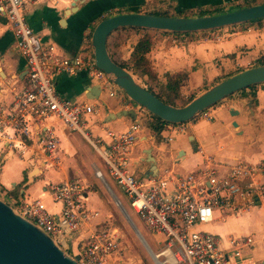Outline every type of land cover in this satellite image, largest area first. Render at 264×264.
<instances>
[{"label": "crops", "instance_id": "1", "mask_svg": "<svg viewBox=\"0 0 264 264\" xmlns=\"http://www.w3.org/2000/svg\"><path fill=\"white\" fill-rule=\"evenodd\" d=\"M73 2L74 0H55V3L38 1L28 3L25 7L28 24L41 37L43 44L55 46L58 53L67 58L93 57L89 40L94 26L101 19L120 13L147 12L143 10L147 0H79L75 7L72 6ZM172 3L174 8L194 12L201 9L223 13L234 9L223 8L229 2L221 4V1L212 0H172ZM140 4V8L136 7ZM213 7L216 9H211ZM257 21L246 28L226 27L194 39L151 32L153 45L145 57L154 74V81L143 77L146 87L143 86L147 88L149 82L157 90L170 82V76L182 77L176 92L170 95L179 106L182 101L200 95L226 78L264 65V19ZM140 36V33L122 29L113 32L107 41L109 53L118 62L127 61ZM26 73L25 61L15 48L12 32L6 19L0 16V106L8 107L14 95L25 87ZM54 84L63 98L72 102H86L95 107V114L85 116V128L94 139H106V129L125 132L133 123L142 119V130L137 134L138 140L129 156V170L138 180L158 176L164 169H170L179 175L215 170L219 176H223L238 162L258 164L264 158V84L250 87L212 106L206 110L210 120L198 115L181 124L182 132L169 131L164 126L158 134L146 127L144 121L149 120L148 114L140 111L115 86L109 87V90L115 91V97H108L107 91L97 97L93 87L95 84L83 72L73 76H59L55 78ZM232 111L238 114L232 116ZM118 114H121L120 117ZM232 122L237 123L236 128L232 126ZM50 123L59 141L53 158L44 157L38 146L32 145L31 141H26V150L24 148L25 151L21 154L11 144L0 139V193L17 204L39 200L47 212L59 214L62 205L53 202L49 189L63 181L64 166L78 163V168H82V164L86 165L96 157L99 158L80 134L68 131L59 122ZM167 136L171 138L169 142L164 141ZM32 139L35 140L34 137ZM146 148L152 149L155 170H151V164L146 161ZM99 171L104 176L102 182L109 188L105 176L111 181L112 179L106 172ZM66 179L70 178L64 180ZM120 192L122 193L121 190ZM116 200L120 202L117 198ZM84 204L92 212L103 207L101 199L94 193L86 195ZM256 211L259 212V218L255 223V230L212 234L222 239L229 236L251 237L252 246L244 248L242 254L246 255L244 258L260 264L264 261V202L240 214L225 216L224 220L203 226L202 229L206 231V228H217L238 219L245 220L249 229V216ZM95 214L89 229L99 232L109 228L93 227V221L98 216L96 212ZM85 238V233L77 236L76 250L72 251L74 255L80 251L78 244L80 241L84 243ZM153 238L160 246L162 238ZM67 248L66 252L73 256L68 251V244Z\"/></svg>", "mask_w": 264, "mask_h": 264}, {"label": "built area", "instance_id": "2", "mask_svg": "<svg viewBox=\"0 0 264 264\" xmlns=\"http://www.w3.org/2000/svg\"><path fill=\"white\" fill-rule=\"evenodd\" d=\"M38 1L55 3V0H0V16L6 19L15 48L27 67L25 87L14 95L8 107L0 106V139L21 154L26 150V141H31L44 157L53 158L59 141L50 122H59L89 142L106 174L129 200L133 213L153 236L162 238L158 254L164 264H257L242 254L244 248L252 246L251 237L222 239L202 227L264 202V158L258 164L238 162L223 176L215 170L179 175L164 169L156 177L138 180L129 170V156L142 130V119L125 132L106 129V139L92 138L85 128V116L95 114V107L63 98L56 91L55 78L83 72L110 98L116 96L115 91L109 90L114 85L95 66L93 57L67 58L55 46L43 44L25 14L26 5ZM137 108L148 114L140 106ZM199 115L210 120L206 111ZM167 128L183 131L181 124H168ZM170 140V136L164 138L165 142ZM95 176L104 181L99 169ZM86 190L75 178L50 186L53 202L62 205L59 214L47 212L39 200L17 204L8 198L0 199L64 251L74 235L85 233L84 245L72 257L77 258L78 264H105L120 252L119 235L116 229L99 232L89 229L96 214L85 207Z\"/></svg>", "mask_w": 264, "mask_h": 264}, {"label": "water", "instance_id": "3", "mask_svg": "<svg viewBox=\"0 0 264 264\" xmlns=\"http://www.w3.org/2000/svg\"><path fill=\"white\" fill-rule=\"evenodd\" d=\"M74 0L72 6L75 7ZM264 19V4L242 7L223 13L197 17L163 16L145 12H128L101 19L93 28L90 44L95 66L109 76L111 83L122 91L130 102L140 106L148 114L168 124H184L217 103L250 87L264 84V65L246 69L206 89L200 95L181 107L172 106L149 92L126 69L116 64L108 54L109 36L123 28H135L173 34L209 32L222 28L246 24ZM97 97L101 94L98 86H93ZM89 89H91L89 87ZM134 114V112H132ZM122 114H126L122 112ZM232 116L238 113L232 111ZM121 114L117 116L120 117ZM234 128L236 122H232ZM152 149L146 148V161L155 170ZM152 177H156L153 175ZM116 204L119 202L116 200ZM134 231L138 230L125 209L119 207ZM141 238V237H140ZM0 264H78L66 251L57 247L50 237L29 221L22 218L11 206L0 199ZM260 264H264L262 261Z\"/></svg>", "mask_w": 264, "mask_h": 264}, {"label": "rangeland", "instance_id": "4", "mask_svg": "<svg viewBox=\"0 0 264 264\" xmlns=\"http://www.w3.org/2000/svg\"><path fill=\"white\" fill-rule=\"evenodd\" d=\"M208 1V0H205ZM214 2L221 1V4H225L226 2H229V4H225L223 8L225 10L234 8L233 10H236L240 7H246L248 4L256 2L261 3L264 2V0H212ZM236 1H238L237 5H235ZM233 2V3H230ZM144 3V2H143ZM142 3V4H143ZM142 4L136 6L141 7ZM174 4L172 3V0H147V2L143 5V10H146L145 13H167L169 14H175L174 11ZM211 9H216V7H213ZM202 12H205L206 10H201ZM190 12L187 11L185 13L186 15H191ZM195 14V13H194ZM194 38V37H192ZM190 39V38H189ZM125 51V50H124ZM128 50L126 49V52ZM130 72V71H129ZM131 73V72H130ZM132 74V73H131ZM133 75V74H132ZM135 79L142 85L145 86V81L142 80L141 77H138L136 75H133ZM146 87V86H145ZM105 98V97H104ZM96 157L95 155H93ZM78 163H69L64 166V180L65 178H71L74 177L75 179H78L82 185L87 187L86 195L89 194H96L102 201L103 207L101 210H96L98 216L96 217L95 221H93L92 226L96 229L100 228L101 226H106L109 228H115L119 235V243H120V252L115 254L108 263L106 264H155V261L150 256L147 248L151 250L153 253H159L162 250L161 245H157L155 238L151 235V233L147 230V228L142 224L139 217L133 213L129 206V200L125 195H123L119 187L111 181L108 177L105 176L106 184L109 188L106 187L105 183H103L99 178L95 176L96 169L101 170L102 172L105 171V168L103 164L100 162L99 159L91 160L86 165L82 164V168H78ZM117 198L120 202L119 205L125 209L127 214L129 215L130 219L132 220L133 224L135 225L136 229L139 231V233L143 236V239L147 243L148 247L146 248L137 238L136 232L134 231V228L130 225L126 217L121 213L118 204H116L115 199ZM0 198H2L4 201L7 200L1 193ZM259 212H254L249 219L250 222V228L248 229L246 227V221L245 220H232L224 225H219L217 228H206L207 232L211 233H220L223 231H253L256 229L255 223L258 222L259 218ZM248 217V216H246ZM244 222V223H243ZM255 234V233H254ZM253 237H256L253 235ZM77 236L74 235L72 237V241L68 242L69 246V252L71 254L72 251L75 249V244L77 243ZM84 243L82 241L78 244V251L81 250ZM150 246V247H149ZM73 248V249H72ZM246 256V255H243ZM160 261L163 263V258H160Z\"/></svg>", "mask_w": 264, "mask_h": 264}, {"label": "trees", "instance_id": "5", "mask_svg": "<svg viewBox=\"0 0 264 264\" xmlns=\"http://www.w3.org/2000/svg\"><path fill=\"white\" fill-rule=\"evenodd\" d=\"M256 4H264V2H261V3L253 2V3L248 4V6L256 5ZM240 8H242V7H240ZM173 11L175 14H169V12H167V13H150V14L163 15V16L197 17V16L210 15L213 13L214 14L220 13V12L207 11V10L205 12H202L199 9H197L195 12L194 11L188 12L191 15H186L185 13H187V11H189L188 9L174 8ZM256 22H258V21H253V22H249L246 24H242V25L240 24V25H235V26H230V27L231 28H234V27L246 28L248 26L255 24ZM122 30H126L129 32H137V33H140L141 36H140L139 40L137 41V43L133 46L132 51H131L130 56H129V59L127 61H123V62L116 61L113 58V55H111L109 53L108 46H107L109 56L111 57V59L116 64L120 65L123 68H126L133 75H136V76L141 77V78L147 77L148 80L151 82L154 81V74L150 68V65H149L146 57H145L153 45V37L150 35L151 32L152 33H158V34H169L172 36H185L188 38H192V37L196 38V37L204 36L205 34L210 33V32H217L218 31V30L217 31L213 30V31H209V32H200V33L173 34V33H162V32L149 31V30H141V29H135V28H125ZM194 38H192V39H194ZM181 79H182V77H180V76H176V75L170 76L169 77L170 82H168V84L165 87H162L160 89L158 88L157 90H154L153 87L148 84L149 82L148 83L146 82L147 83L146 89L149 92H151L152 94H154L158 99L162 100L164 103L172 105V106H176V107H181L193 99V98H191L188 101H182L181 104L179 106H177L175 104L173 98L170 96L172 94V92H176V90L179 86V82H180L179 80H181ZM245 90H247V89H245ZM245 90L239 91L237 93H242ZM148 118H149V120H145L144 123L146 124V127L148 129H150L152 132H154L155 134H158L164 128V126L168 125V123L163 122L159 118H156L152 115H148Z\"/></svg>", "mask_w": 264, "mask_h": 264}, {"label": "bare ground", "instance_id": "6", "mask_svg": "<svg viewBox=\"0 0 264 264\" xmlns=\"http://www.w3.org/2000/svg\"><path fill=\"white\" fill-rule=\"evenodd\" d=\"M139 232V231H138ZM140 234V233H139ZM136 236H137V238L139 239V241L147 248L148 247V245H147V243L145 242V240L143 239V236L140 234V236L136 233ZM141 237V238H140ZM147 250H148V252H149V254H150V256L152 257V259L155 261V264H164V262L162 263L161 261H160V258H161V255L160 254H157V253H153L151 250H149L148 248H147Z\"/></svg>", "mask_w": 264, "mask_h": 264}]
</instances>
